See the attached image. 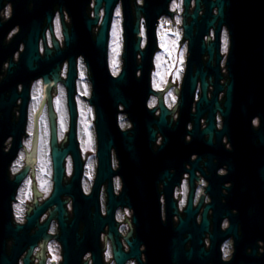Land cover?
I'll use <instances>...</instances> for the list:
<instances>
[{
	"label": "flooded vegetation",
	"instance_id": "flooded-vegetation-1",
	"mask_svg": "<svg viewBox=\"0 0 264 264\" xmlns=\"http://www.w3.org/2000/svg\"><path fill=\"white\" fill-rule=\"evenodd\" d=\"M67 1L0 0V264H264V59H230L239 29L201 22L214 0L195 22L197 0H116L110 73L126 67L127 91L148 79L151 92L141 119L136 101L116 114L137 164L113 146L99 175L92 70L66 51ZM98 16L93 38L104 2Z\"/></svg>",
	"mask_w": 264,
	"mask_h": 264
},
{
	"label": "water",
	"instance_id": "water-1",
	"mask_svg": "<svg viewBox=\"0 0 264 264\" xmlns=\"http://www.w3.org/2000/svg\"><path fill=\"white\" fill-rule=\"evenodd\" d=\"M73 18L76 17L75 23L70 33L66 31V51H76V53L83 54L86 60V64L91 66L92 80L94 85L93 98L96 99L97 105V125L98 126V137L99 146V175L108 173L110 166V150L114 146L116 148L119 157L128 158L137 164V158L141 155L142 148L134 144L133 136H126V131L120 132L119 126L117 125V113L119 103L127 104L128 100L136 101L137 106L135 107V114L138 115V119H141L143 111L147 109L146 102L151 89L149 88V80L144 81V86L140 83L139 92L133 94L127 91L128 83L127 80V69L124 68L121 73L114 77L110 73V69L107 63V30H108V19L111 14L116 0H97L95 11V18H89L86 13V4L89 0H69L67 1ZM79 2V4H78ZM105 6V16L102 20L100 30L96 38H93L91 31L92 24L98 21V10L102 3ZM189 0H185L188 4ZM207 12L209 13L214 6H218V15L212 20H207L206 16L201 20L204 22V26L212 25L217 17H220L219 25L223 22L231 28L233 34L234 29H239V47L232 44L230 50V59L233 60V55L240 51V57L242 61L244 59L259 58L264 59V46L263 50L260 49L264 45V0H214L206 1ZM200 1L197 0V5L192 17L193 22L196 21L198 11L200 9ZM190 27V25H187ZM233 43V39H232ZM137 48V44L135 45ZM258 51L260 53H258ZM256 53V54H255ZM255 54V55H254ZM261 56H260V55ZM257 62V61H256ZM256 62L251 64H241V82L242 85L249 86L251 82L250 76L258 74V69L262 66H257ZM71 68L69 75L72 77L75 74L74 71V60L71 57ZM203 99L205 97L203 96ZM139 108V112L137 111ZM144 108V109H143ZM147 112V111H146ZM153 112L150 110L149 113ZM164 115L161 116L160 122L163 120ZM137 119V118H136ZM137 119V120H138ZM136 120V123H137ZM144 122V121H143ZM135 123V124H136ZM144 124L147 125L149 137H154V131L151 128V124L146 119ZM136 126H138L136 124ZM136 132V130H135ZM146 149L149 145L145 146ZM5 263L6 260L2 259Z\"/></svg>",
	"mask_w": 264,
	"mask_h": 264
},
{
	"label": "snow or ice",
	"instance_id": "snow-or-ice-1",
	"mask_svg": "<svg viewBox=\"0 0 264 264\" xmlns=\"http://www.w3.org/2000/svg\"><path fill=\"white\" fill-rule=\"evenodd\" d=\"M7 14V13H6ZM117 16H119V11H117ZM57 27L59 28V18L57 19ZM225 50H227V34H225ZM116 62H115V60L113 61V64H115ZM157 87H159V85H156ZM84 94H86V93H84ZM171 95V94H170ZM173 99H175V98H173ZM57 103H59V100H57ZM153 103H155V101H153ZM151 106V105H150ZM119 186V181H117V187ZM225 252H224V257H225V259H227V257H228V251H227V249H228V245L226 244L225 246ZM54 259H56V257H54Z\"/></svg>",
	"mask_w": 264,
	"mask_h": 264
},
{
	"label": "clouds",
	"instance_id": "clouds-1",
	"mask_svg": "<svg viewBox=\"0 0 264 264\" xmlns=\"http://www.w3.org/2000/svg\"><path fill=\"white\" fill-rule=\"evenodd\" d=\"M10 11H11V9H10V6H9L8 13L7 14H10Z\"/></svg>",
	"mask_w": 264,
	"mask_h": 264
}]
</instances>
